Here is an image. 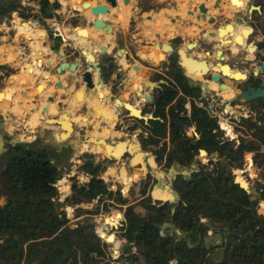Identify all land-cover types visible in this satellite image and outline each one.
I'll list each match as a JSON object with an SVG mask.
<instances>
[{"label":"trees","instance_id":"trees-1","mask_svg":"<svg viewBox=\"0 0 264 264\" xmlns=\"http://www.w3.org/2000/svg\"><path fill=\"white\" fill-rule=\"evenodd\" d=\"M37 2L45 15L50 1ZM15 10L23 17L31 15L25 13L20 0H0V20L10 17ZM167 66L174 80L173 89L161 92L158 97V102L164 104V123H153L149 144L162 158H167L168 164L179 161L192 165L201 150L210 157L208 164L198 161L199 170L191 179L180 178L174 183L178 202L158 206L147 195L145 202L142 200L146 208L144 214L136 210L137 204L129 205L124 217L123 252L115 259L106 252L110 243L87 224L82 225L78 238L66 247L63 240L71 219L58 207L62 206L57 186L61 172L50 158L49 149L32 143H9L3 163L7 167L0 173L8 195L6 202L0 204V264H123V257L130 264H264V213L259 211L264 201V112L259 111L255 118L251 115L239 120L236 130H246L249 135L237 139L224 137V130L208 109L193 102L188 114L187 101L177 98L179 88L185 93L195 92L182 76L177 55L171 57ZM169 104L166 113L164 109ZM186 125L194 126L198 135L189 136ZM159 129L164 138L169 134V140L162 142L154 135ZM249 152L258 171L250 191L235 183L234 172L244 168L245 154ZM104 164L105 161H96L94 155L88 156L81 168L91 175V180L79 183L77 179L72 195L66 200L73 199L75 204L91 202L101 193L107 194L102 178L107 166ZM147 193L146 188L141 190V196ZM2 196L0 183V199ZM114 198L120 204L127 203L120 192ZM109 208L121 217L118 210ZM210 223H223L219 229L222 254L218 258L210 256L214 245L208 247L203 241L198 242L201 236L208 234ZM167 224L186 232V236H161L160 228ZM189 241L193 247H189Z\"/></svg>","mask_w":264,"mask_h":264},{"label":"crops","instance_id":"crops-1","mask_svg":"<svg viewBox=\"0 0 264 264\" xmlns=\"http://www.w3.org/2000/svg\"><path fill=\"white\" fill-rule=\"evenodd\" d=\"M79 1L59 0V9L51 17L43 19L49 28L35 26L31 23L34 20H30V16L34 12H25L31 14L27 17L21 16L27 20L14 14L13 29L9 30L10 28L7 27V32H2L0 64L7 65L15 62L14 69H12L15 70V73L10 72V75L7 76L5 71L3 79L0 80V84H3L0 90L5 93L3 101L0 102V121L5 124L4 129L0 131L1 168L4 165V153L7 150V145L19 141L26 140L41 148L47 147L61 157L65 164L73 162V159L79 156L75 151L80 152L83 146L88 147L91 151L86 153L87 155L103 150L101 141L106 139L104 131L106 128L112 131V128L110 126L101 130L99 128L101 105L96 93L92 92L86 95L83 115H78V111H76L80 107V103L75 96L78 88L75 87L73 81H81L82 73L85 70L81 60L84 58V50L94 52L97 49L99 52L95 54L98 59L102 46H107L108 53H113L121 45L127 51L135 52L136 64L139 59H143L145 61L154 60L162 66V63L167 62L171 55L178 54L179 48L186 49L188 43L196 40L199 30L191 21L206 24L197 15H188V10L195 9L196 2H205L210 8L209 16L216 12L212 7L215 0H150V4L146 8H140L141 0H131L129 4L123 2L125 12H120L117 6L110 8L106 16H101V19L113 27L114 32L111 33L95 27L94 20L97 17L92 14L90 9L80 6ZM90 1L93 5L106 2V0ZM239 1L240 3L236 5L231 0H223L222 6L231 10V8L234 9V4L239 7L244 2V0ZM170 4L171 7L167 6ZM177 15H181V18L185 20L184 24L180 19L173 21ZM17 19L19 21H16ZM55 23L58 25V30L50 28ZM209 26L208 24L205 27L207 32L211 31ZM70 28L74 30V33L69 32L68 34L71 35H67V39L62 41L58 35L66 36L65 32ZM83 29L88 31L87 37L81 35ZM233 33L238 34L237 31ZM239 34L242 38L240 43L243 44L244 37L247 35L243 32ZM88 38H92L96 46L93 47L88 43ZM176 38H182V41L181 39L175 41ZM167 43L174 47L175 51L171 55L167 47H164ZM58 45L59 49L67 52L65 57L58 52L59 49L56 47ZM199 53L205 56L208 52L204 50L190 52L192 56ZM48 60H51L52 64L64 60L71 62L77 60L80 61V65L75 72L65 69L60 74L56 72L54 64L51 68L37 67V61L44 64ZM117 60L120 64L119 67L123 68L124 57H117ZM9 67L11 68V66ZM228 67L231 71L235 70ZM151 68L156 73H161L162 67ZM132 69L136 71L133 73L136 83L145 80L146 77L142 78L137 73L140 72V67ZM146 71L148 70L145 69V74L148 73ZM13 77L17 80L11 82ZM95 79H97V75ZM58 80L63 82L62 87L56 85ZM39 84H45L43 90L38 89ZM85 87L83 84L80 89L84 91ZM65 93L70 97V100L66 102L69 105L64 108L59 107ZM49 96H54L55 101H49ZM45 108H48V112L43 111ZM33 109L35 110L33 111ZM104 109L106 112L103 120L112 115L109 104ZM67 124L70 125L69 130L66 127ZM80 131L88 132L91 135L90 140L82 142L79 136ZM62 149H69L71 154L63 156ZM52 160L54 159L52 158ZM76 167L81 170L80 165Z\"/></svg>","mask_w":264,"mask_h":264},{"label":"flooded vegetation","instance_id":"flooded-vegetation-1","mask_svg":"<svg viewBox=\"0 0 264 264\" xmlns=\"http://www.w3.org/2000/svg\"><path fill=\"white\" fill-rule=\"evenodd\" d=\"M246 0H244L245 3ZM22 7L24 8L25 12H35L37 15L40 14L37 19H40V17L43 15L41 13V6L37 2V0H20ZM253 4V12L252 16H248L246 12L243 11L244 8L237 7L234 4V9L231 8V10L226 9L223 7L222 12H215V14L212 15L214 17L213 23L209 24L211 30H215L217 32V35L215 37L207 38L204 40V34L207 33V30L205 27L208 25V23L203 25V29L199 30L196 40L191 41L197 43V47L194 48L192 51H199L204 50L206 52L210 51V54L208 55L209 58L214 60L216 58V54L218 50L223 51V55L226 58V62L230 65L232 69L240 70L243 75H240L241 72H238L237 75L239 78H235L232 76L224 77L221 76V83L227 84L231 87V89H223L222 86L214 81L213 79V73H210L203 77H197V76H189L186 74L184 69L182 68V76L185 77L186 82L195 89V92L193 93H185L181 88H179L178 97L177 98H184L186 102V109L188 114L191 112L192 103L204 107L209 110L210 114L218 121L219 126L222 125L224 122L223 120L229 122V123H235V120H240L242 117H248L245 116L246 111H250L252 113H255V115L258 114L259 111L264 112V0H251L250 2ZM60 6L59 0H56V9L58 10ZM242 6V5H241ZM16 14L18 17L20 14L19 10H15L11 13L10 17L1 18L0 22V31L1 32H7L6 28L9 27L13 29V15ZM53 15V14H52ZM51 15V16H52ZM50 16V17H51ZM16 17V18H17ZM5 19V20H4ZM56 24V23H55ZM228 28L227 29V37L225 38L226 41H229L227 44L224 45H218V28ZM251 29L252 31L249 33L248 37H244V43L238 47V45L235 42V34L233 32L237 31L238 33L243 32L245 29ZM55 30H58V25H56ZM182 41V38H180ZM254 41V44L252 47L255 49L250 52L249 43ZM227 48V49H226ZM186 50H188L186 48ZM116 51V50H115ZM114 51V55L116 52ZM191 50L189 52H192ZM101 54V53H100ZM99 55V54H98ZM126 55H129V59L126 58ZM174 55H171L169 57V60L167 62L162 63V70L161 73H153V69L148 64V61H145L143 59H139L138 64L140 65V72H137L140 76L146 75L145 69L150 70L147 73V77L152 79L153 81H159L162 80L163 83L160 84L159 87H155L151 89L149 86L144 84L145 80L149 78H145L141 83H136L135 79L133 78V73H136L134 71L133 65L136 64L135 62L136 55L135 52L127 51L123 53L124 61H126V66L124 64V67H119L116 65V59L115 57H112V59H108L107 54H101L99 55V68L101 75V81L99 88L97 90H94L93 93H96V96L98 100L100 101V123L99 128L104 129L108 126L112 128V131H110L108 128L105 129L104 135L106 136V139H104L107 143L115 145L119 141H130V142H139L140 143V150L135 151V154L146 152L147 147H153L152 144H149V141H151L153 136V123H164V117H163V102L162 104L158 102V97L161 92H166L168 89H173L172 82L174 81L169 76V68L167 64L169 63L171 57ZM178 62L180 61V57L177 54ZM109 67L107 68V66ZM1 66H6L5 68H1ZM0 71L2 72L0 74V80L3 79V73L6 71H10L15 73V70H12L8 65L6 64H0ZM155 72V71H154ZM231 72V69H230ZM150 75V76H149ZM96 76V75H95ZM98 78V75H97ZM97 80V79H95ZM190 81H192V84H190ZM205 84L208 85V87H205ZM45 87V84H42ZM83 85V84H82ZM80 85V88L81 86ZM3 84H0V89L2 88ZM70 87V86H69ZM248 87H252L254 89L261 88L263 90V96L259 99L252 100V101H237L234 100V98L237 96V93L247 89ZM44 89V88H43ZM42 89V90H43ZM81 90V89H80ZM86 91V87L85 90ZM231 92L232 95L226 96L224 93ZM54 97V96H53ZM114 97V99H112ZM70 100V97L68 94H63V97L61 101L63 102L64 107L68 106L69 103H66ZM119 100V101H117ZM55 101V97H54ZM80 103V102H79ZM109 104V107L112 110V115L108 116L103 120V116L105 114V107H107ZM81 107L84 106V103H80ZM128 106H132L136 112L139 113L140 117H136L131 115L132 110ZM171 104L165 106L164 112H169ZM81 109L80 107L76 110L79 111ZM85 113V109L83 113H80L78 115H83ZM183 114V113H182ZM251 116V115H250ZM241 117V118H240ZM167 125H170V117L167 115ZM192 128L194 126H191ZM188 125H186L187 134L188 128H191ZM221 128V126H220ZM198 135L196 132V128H194L193 135ZM233 134V133H232ZM157 138H160L161 141H167L169 140V134L166 135V138H164L163 133L161 132V129L157 130V133L154 134ZM192 135V136H193ZM234 135V134H233ZM79 136L81 137V141H89L91 135L85 131H80ZM191 136V135H189ZM237 139L236 135H234ZM228 138V137H227ZM232 139V138H230ZM100 141V140H99ZM239 142L237 141V144ZM101 144L103 142L101 141ZM104 150V147H103ZM129 151V150H128ZM62 155H70L71 152L69 149H62ZM105 152V150H104ZM94 154V153H93ZM156 161L157 166H152L150 162V156L144 155L142 158V161L140 160V164L136 165V168L140 171H142V177L140 180H143V186L142 188H146L148 193L144 196H141V201L147 196L152 193L153 182L158 181L161 183L160 186L165 188L166 186H169L171 189V186H174V183L180 179H191L194 172L199 170V167H193L192 165H185L182 164L179 161H175L172 164H168L167 158H162L158 152L152 151L151 153ZM207 154V153H206ZM200 155L201 152H200ZM132 158L131 153H129L123 158L127 159V166H130V159ZM107 161L116 162V160H110L106 157ZM145 163L147 171L143 170V164ZM180 164V167L178 166ZM175 167L176 171L178 173H174L171 171V168ZM183 166H187L188 170L191 172L182 174V172H187L183 168ZM159 167H162L161 169H158ZM81 171L82 168L80 166ZM161 171L165 172V175H161ZM156 173V174H155ZM160 174V175H159ZM68 176H70L69 173H67ZM86 175V182H89L91 180V175L89 173H85ZM62 178V177H61ZM104 179V178H103ZM68 180V179H67ZM163 181H167L168 185L164 184ZM137 182V181H135ZM84 183V182H79ZM104 185L108 189L107 194L101 193L98 195V198L95 200L96 202H99L100 200H106L105 196L110 197L117 196V192L114 194V191H111L107 183L104 181ZM134 185V184H133ZM151 189V190H150ZM173 193L176 195V200L170 201H156L152 199V203L156 204L158 206H165L167 204L175 205L178 202V196L174 190L171 189ZM123 197L126 199L129 196H126L122 193L121 190H118ZM115 200V199H114ZM112 200V202H114ZM72 203H74V200L72 199ZM104 203V202H103ZM138 203V202H137ZM137 203H126L121 204L124 207V214L121 217H125V210L129 205L137 204ZM108 206V205H107ZM74 210H79V205H76ZM88 220V219H87ZM87 220L83 219V221L80 222L79 229L68 227L69 231L66 237H70V243L73 240H76L79 235V230L82 227L83 224H87L88 226H91L89 229H93L95 233L102 235L98 230H95L96 224L93 222H88ZM203 221V220H202ZM117 224V225H116ZM223 224V223H221ZM213 223L210 225L212 228H218L222 229L223 225ZM170 224H167L166 226L162 227H168ZM124 227V218H122L121 222L118 221V223H108V225L103 227V232L110 233L111 230L119 234L123 230ZM174 227V226H173ZM161 229V228H160ZM116 233H114L116 238ZM186 234V232H184ZM172 235V234H167ZM175 235V234H174ZM166 236V237H167ZM177 237L180 238L177 234ZM183 238V237H182ZM204 239V236H201L199 239V243L202 242ZM222 236L219 237L215 243L208 244V247L211 245L216 246L214 250H219L222 252ZM67 246V247H68ZM213 250V252H214ZM211 254V253H210ZM135 261V260H134ZM123 264H127V262H123Z\"/></svg>","mask_w":264,"mask_h":264},{"label":"water","instance_id":"water-1","mask_svg":"<svg viewBox=\"0 0 264 264\" xmlns=\"http://www.w3.org/2000/svg\"><path fill=\"white\" fill-rule=\"evenodd\" d=\"M49 1H50L49 7H48V9H46L45 15L43 14L41 16L42 19H36L35 21H31V23L35 24V26H39V27L43 26L45 28L46 27L49 28V26H47L45 24V21L43 19L50 17L53 13H55V11H56L55 10L56 9V0H49ZM130 1L131 0H124L123 2L125 4H129ZM222 1L223 0H215L213 3L212 7L214 9H216L218 13L222 12L224 9L222 6ZM231 1H232V3H236V5H238V3H240L239 0L237 2H236V0H231ZM250 2H251V0H246V3L243 2V4H241L242 6H239V7L244 8L243 11L246 12V14L251 17L254 8H253V4H251ZM81 5L84 9H90L92 14L95 17H97L94 20V26L95 27L102 28L107 32H111V33L114 32L113 27L109 23H107L104 19H101L102 18L101 16H106L109 13L110 8L117 7L118 6L117 0H106L105 3H99L96 5H93L92 2L89 0H83ZM167 6L171 7L172 5L170 4ZM173 6H174V4H173ZM209 11H210V8L205 2H196L195 9H190V10H188L187 13H188V15H193V16L197 15L198 18L201 19L203 22L211 24L214 21V17L209 16ZM165 14L167 15L168 13H165ZM176 19H180L182 24L185 23V20L181 18V15H177L175 18H173V21ZM100 23H103L104 26L99 27ZM191 23L195 24L197 29H199V30L203 29L202 28L203 25L201 23L193 22V21H191ZM75 24H77V21H75ZM55 27H56V24H53V25H51L50 28L55 29ZM228 28H222V27L218 28V38H219L218 39V45H224V44L228 43V41H226V39H225L228 35V33H227ZM251 31L252 30L250 28L245 29V30H243V33L245 35H247L246 37H248L249 33ZM69 32L74 33V30L72 28H70L69 30H66V32H65L66 36L62 35V34H59L58 36L61 38L62 41H65L67 39L66 37H68L67 35H71V34H68ZM43 35H45V33H43ZM81 35L87 37L88 31L86 29H83ZM216 35H217V32L215 30L208 31L206 34H204V40L207 38L215 37ZM234 36H235L236 44L238 45V47H240L242 45V43H240V42H242V38L240 37V34L238 33L237 35H234ZM87 41L93 47L96 46V44L92 38H88ZM119 43H120V40H119ZM253 44H254V41L249 43L250 52L255 49L254 47H252ZM164 47L165 48L167 47L170 55L175 51L174 47L172 45H170L169 43L164 45ZM196 47H197V43L192 42V43H188L186 45V48L188 50H186L185 48H179L177 50L178 55L180 57L179 65L184 69L186 74L189 76L203 77V76H206V75L214 72L213 73L214 81L219 83L223 89H231V87L229 85L221 83V81H220L221 76H224V77L229 76L228 74H225V72H224V67L230 66V65L226 62V58L223 55V51L218 50L217 54H216L217 57L214 58V60L213 59L211 60L210 58H208L210 51H208V53L205 56H203L202 53H199L196 56H192L189 51L194 50V48H196ZM57 48L59 49V46H57ZM100 50H101L100 51L101 54H107L108 55V59H112V57H115L116 65L120 66V64L118 63L117 57H123V53L125 52L126 49L120 45L116 49L115 55H114V52L108 53L109 48L107 46H102L100 48ZM58 52H60V54L63 57H65L67 55V52H65L63 49H59ZM98 52L99 51L97 49L94 52H91L89 50H84V52H83L84 58H82L81 60H82V65L84 66L85 70L82 73L81 81H79V80L73 81L75 87L78 88L75 92V96H76L77 101H79L80 103H85L86 102V99H85L86 95L91 94L94 90H97L99 88L100 81H101V77H99V75H101V72H100V68H99V59H97L96 54H95ZM126 58L129 59V55H126ZM148 62L150 64V66L153 68H161V64L157 63L154 60H149ZM37 63H38L37 67H47V68H51L52 65L54 64L55 70L58 74L62 73V71H64L65 69H70V71L75 72L78 70V67L80 65V61H77V60L72 61V62L68 61V60H64V61H61L59 63L54 62L53 64H52L51 60L46 61V63H44V64H42L41 61H37ZM7 65L11 66V69H14L13 63H8ZM108 67H109V65L107 66V68ZM139 67H140L139 64L133 65L134 69H138ZM146 72H148V71H146ZM6 75L9 76L10 71H8L6 73ZM95 75H98L97 80H95ZM16 80H17V78L13 77L11 82H14ZM162 83H163L162 80L153 81L150 78L145 80V82H144V84L149 86L151 89H153L155 87H159L160 84H162ZM82 84H85L86 91L80 90V85H82ZM190 84H192V81H190ZM56 85L59 87H62L63 82L61 80H58L56 82ZM43 87L44 86L42 84H39L38 89L42 90ZM205 87L207 88L208 85L205 84ZM262 96H263V90L261 88L254 89L252 87H248L247 89L237 93V96L234 98V100L252 101V100L259 99ZM4 97H5L4 91L0 90V102L3 101ZM89 98H91V97H89ZM48 99H49V101L54 102L53 96H49ZM112 99H114V97ZM117 101H119V100H117ZM63 106H64L63 102L59 103V107H63ZM80 108L81 109H79L78 114L83 113V111L85 109V107L84 106L81 107V105H80ZM129 108L132 110L131 115L136 116V117H140L139 113L136 112L132 106H128V109ZM34 110L35 109H33V111ZM43 111L48 112V108H45ZM4 127H5L4 122L0 121V131L3 130ZM67 129L69 130V128H67ZM19 142L30 143L26 140L25 141H19ZM102 142L104 144L103 147H104V150L106 153V157L110 160H116L117 161L118 159H123L130 151L131 156H132V158L129 161L130 165L136 166V165L140 164V162H139L140 160H136L137 156L142 161V158L144 155H149L150 159L152 158V161L155 165V166L154 165H152V166H154V167L157 166L155 158L151 153L141 152V153H137V154L133 155L135 153V151L140 150V143L139 142L119 141L115 145L107 143L104 139L102 140ZM201 154L205 155L206 151L201 150ZM141 164H143V170L147 171L145 163L142 162ZM178 166L180 167V164H178ZM6 167H7V164H4L2 166V168L0 167V173H1V169H5ZM183 168L185 170H187V172H182V174H186V173L190 174L191 173L188 170L187 166H183ZM171 171L174 173H178V171H176L175 167H173V166L171 168ZM235 174H236L235 183L239 184L243 189L249 191V184H248L247 180L241 174H239L237 171H235ZM161 175L164 176L165 172L161 171ZM157 191H159V192H157ZM151 196H152V199L154 200V202H156L158 200L166 201L167 199L170 201L176 200V195L173 193V191H171L169 186H166L164 189L162 187L154 188L152 190ZM181 232H183V231L181 230ZM160 234L163 237L167 236V234L164 231V228L160 229ZM114 239H115V237L113 235H111L107 238V242L113 243ZM69 242H70V237H65L63 240V243L66 247L68 246ZM188 245H189V247L194 246V244H192L190 241L188 242Z\"/></svg>","mask_w":264,"mask_h":264},{"label":"rangeland","instance_id":"rangeland-1","mask_svg":"<svg viewBox=\"0 0 264 264\" xmlns=\"http://www.w3.org/2000/svg\"><path fill=\"white\" fill-rule=\"evenodd\" d=\"M83 0L79 1V4L81 6ZM90 1V0H89ZM142 2L140 3V8H146L149 4H150V0H141ZM40 14H36L35 12L33 13V15L30 16V20H36L37 17ZM20 16V15H19ZM21 17V16H20ZM23 18V17H21ZM41 19V17H40ZM5 20V19H4ZM23 20H27L26 18H23ZM2 22V21H1ZM0 22V24H2ZM11 63H15V62H11ZM125 66H126V61L124 62ZM149 64V62H148ZM150 65V64H149ZM151 67V66H150ZM227 68H229L228 66H225ZM224 67V68H225ZM150 71V70H148ZM241 72L239 70H234L231 71V73L233 74V76H236V72ZM153 73H156L153 71ZM158 74V73H156ZM150 76V75H149ZM142 78L147 77V73L146 75L141 76ZM149 78V77H147ZM226 96L228 95H232L230 92H226L224 93ZM245 116H250L252 115L254 118L256 117L255 113H252L250 111H246ZM241 118V117H240ZM223 126L227 129H229V131L233 130V134L236 135V137H239L241 135H249V132L244 130V131H238L236 130V126L239 124L238 120H235V123H229L225 120H223ZM221 126V125H220ZM194 128L195 127H191L188 128V133L189 135H193L194 133ZM224 132L226 133V131L224 130ZM224 133V137L225 136ZM81 149V147H80ZM146 151L149 153H152V151H154V147H147ZM79 156H76L73 159V162H69L67 164H65L62 161V158L59 157L58 155H56L52 150H49V156L50 158L54 159L53 162L57 165V167L59 168L60 172H61V179L57 182V186L59 187V191L61 193V197L59 198V202L62 203V206L58 205V207L62 210L65 211L68 215V217L71 219L69 226L71 228L74 229H79V225L80 222L83 221V219L87 220L88 222H93L96 224V228L95 230H98V232H100L102 235V237L104 236V238L107 241V238L111 235H115L113 230L110 231V233H106L108 236H105V232L103 233V227L108 225V223H118V221L121 222L122 218L124 217H120L118 218L117 214L111 210L109 207L115 208L116 210H118L121 213V216H123L124 214V207L122 206L120 203H118L117 200H114L115 196L112 198H109L108 196H105L106 200H100L99 202L96 201H91V202H87V201H82L80 203L77 204H73L72 200L67 201V197L72 195V186L73 183L79 179V182H86V175L84 176L85 172L81 171L78 169V167L76 166H81L84 161L86 160V158L90 155H87L86 153H90L91 151H89L88 147L83 146L82 149L80 150V152L75 151ZM96 161H105V164H107L106 166V170L102 173V178H104V181L107 183L108 188L111 191H114V194L117 192L118 195V190H121L122 193L126 196H129L128 198H126L128 203H137L136 206V210L142 214L146 213V208L143 206L144 204H141V201H139V199H141V190L143 189V180H140V178L142 177V171L138 170L136 168V166H127V159H118L116 162H112V161H106V153L101 150L100 152H96L94 154ZM210 160V157H208L207 154L205 155H199L198 157H196V161L193 163V167L197 168L199 167L198 165V161H201L204 164H208ZM215 160H217V158H215ZM150 161H152V159H150ZM244 168L243 169H236L235 171H237L239 174H241L248 182L249 184V191L252 190V187L254 186L255 180L258 178V171L256 169V167L254 166V163L251 165V161H253V154L252 153H246L245 154V158H244ZM104 164V165H105ZM66 166V167H64ZM162 167L157 168L161 169ZM198 169V168H197ZM234 171V172H235ZM67 173L70 174V176L67 175ZM156 174V173H155ZM68 179V180H67ZM137 181V182H135ZM164 184L168 185L167 181H163ZM0 183L2 185V190H3V196L0 199V204H4L6 202V199L8 197L7 192L3 186V183L0 179ZM134 184V185H133ZM161 183L158 181L153 182V187L152 188H157L158 186H160ZM164 189V188H163ZM171 189L174 190V187L171 186ZM151 190V189H150ZM62 199V200H60ZM112 200H114V202H112ZM145 202V200H143ZM104 202V203H103ZM143 202V203H144ZM147 202V200H146ZM76 205H79V210L77 209H73ZM108 205V206H107ZM259 211L261 213H264V201H262L260 203L259 206ZM112 214V215H111ZM105 217V218H104ZM110 217H114V220L116 221V219L118 221H114L111 220ZM204 222L208 221L206 219H202ZM117 225V224H116ZM173 224H170L168 227L164 228V231L166 234H172V235H177L182 238L185 237L186 234L181 232L180 229H175L173 228ZM208 234L204 235V239H203V243H210L213 244L215 243V241L222 236V234L220 233L219 228H212L210 227L208 229ZM122 234L123 231H121L119 234L116 233V239L117 241L110 243V246L106 249L107 255L108 257H113V259L119 257L121 255V253L123 252V246L125 241L122 239ZM109 243V242H108ZM64 245V243H63ZM216 247V246H215ZM214 247V248H215ZM213 248V249H214ZM133 252H136V249L133 250ZM222 254L221 251L219 250H214V252L212 251L210 256H212L213 258H218L220 255ZM122 262H127V264H130L127 260L126 257L121 258Z\"/></svg>","mask_w":264,"mask_h":264},{"label":"built area","instance_id":"built-area-1","mask_svg":"<svg viewBox=\"0 0 264 264\" xmlns=\"http://www.w3.org/2000/svg\"><path fill=\"white\" fill-rule=\"evenodd\" d=\"M124 0H117L118 2V9L120 10V12H125L124 10V3H123ZM221 129L225 130L226 133H225V136L228 137V138H232L234 139L235 136L232 134L233 130L231 128V130L229 131V129L225 128L223 125H221ZM251 164H253V161H251ZM62 200V199H60ZM104 237V236H103Z\"/></svg>","mask_w":264,"mask_h":264},{"label":"bare ground","instance_id":"bare-ground-1","mask_svg":"<svg viewBox=\"0 0 264 264\" xmlns=\"http://www.w3.org/2000/svg\"><path fill=\"white\" fill-rule=\"evenodd\" d=\"M99 26H104V24H103V23H100ZM224 72H225V74H228L229 76H231L230 68L225 67V68H224ZM240 75H243V73L241 72ZM232 76H233V74H232ZM233 77L238 78V75L236 74V76H233ZM66 127L70 129V125H69V124H67ZM100 149H101V148H100ZM101 150H102V149H101ZM103 151H104V150H103ZM137 157H138V156H137ZM137 157H136V160H141L139 157H138V158H137ZM151 159H152V158H151ZM150 162H151V161H150ZM151 164L154 165L153 161L151 162ZM154 166H155V165H154ZM159 175H160V174H159ZM157 192H159V191H157ZM111 215H112V214H111ZM116 221H118V220L116 219ZM116 221H115V222H116ZM102 232H103V231H102ZM103 233H104V232H103ZM104 234H105V233H104Z\"/></svg>","mask_w":264,"mask_h":264}]
</instances>
